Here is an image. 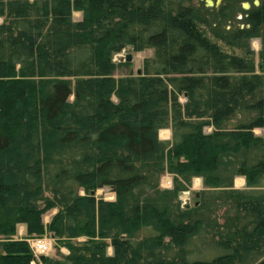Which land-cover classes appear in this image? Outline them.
I'll list each match as a JSON object with an SVG mask.
<instances>
[{
    "label": "trees",
    "instance_id": "obj_1",
    "mask_svg": "<svg viewBox=\"0 0 264 264\" xmlns=\"http://www.w3.org/2000/svg\"><path fill=\"white\" fill-rule=\"evenodd\" d=\"M228 19L194 0H0V264H264V47L258 72L221 49L249 44ZM127 47L154 53L117 75ZM20 224L69 253L32 263Z\"/></svg>",
    "mask_w": 264,
    "mask_h": 264
},
{
    "label": "rangeland",
    "instance_id": "obj_2",
    "mask_svg": "<svg viewBox=\"0 0 264 264\" xmlns=\"http://www.w3.org/2000/svg\"><path fill=\"white\" fill-rule=\"evenodd\" d=\"M216 1V0H214ZM194 3L196 5H200L201 3H204L206 6H210V7H214L215 5L209 2H207V0H194ZM74 17L76 19H79L82 17V13L80 11H75L74 12ZM238 24V23H237ZM236 24H233V27H235ZM210 31V29H209ZM206 32V31H205ZM220 33L223 35V31H220ZM208 37H210L211 40L216 41L215 36L210 32H208ZM215 34V31H214ZM218 43L221 47V49H223L225 52L228 53H233L236 54L238 56L243 57L244 59L248 60V61H252L255 63L256 65V70L258 71H262L261 69V63H262V48L264 47V43H249L246 45V47L242 46L240 47L239 45H226L225 41H223L222 39H218ZM133 52L134 54V58L133 61L129 62V65H122L121 69L118 71L117 75H123V74H127L130 71H134L135 73H137L139 68L143 67V62L145 60V58L147 57H151L153 56L154 50L153 49H146L143 51H135L133 50L132 47L130 48H125L123 51L119 52L120 54L126 55L128 52ZM116 60H119L117 58H115ZM122 61V60H121ZM127 61V60H123ZM182 101H185V97L181 98ZM207 131H210L212 129V127H206L205 128ZM255 132L257 134H263L264 130L261 127H257L255 128ZM160 136L163 139H172V130L171 128H165L162 129L160 131ZM174 179H175V174L171 171H165L161 177H160V184L163 188H172L174 185ZM243 179V180H242ZM235 185L236 187H240V188H246V177L239 175L236 177L235 179ZM205 188L204 186V182H203V178L200 176H195L192 178L191 183H189L187 185V188H185L184 190H182L180 192V199L182 201V206L185 207V203H187V201L190 202L191 206H195L196 205V201H200L201 197L200 195L197 196V192H201L203 189ZM97 195L98 196H103L108 200H112V199H116L117 193L116 191L112 188V187H101L99 189H97ZM188 199V200H187ZM58 207L54 208L53 210L48 211L45 215H44V220L46 222V225L49 224V222L51 221L52 217L54 214L57 213L58 211ZM24 225L20 224L18 226V231H17V238H26L30 244V240L35 238V237H48L51 240V248L49 250V252L46 254V256H62L63 254L69 253V249L64 246L62 244V240H59L57 237L54 236V234L49 230V227L46 228L45 232L43 234H27L26 228L23 229ZM85 237H81L79 238V240H84ZM31 247V245H30ZM109 252H113V248L109 247Z\"/></svg>",
    "mask_w": 264,
    "mask_h": 264
},
{
    "label": "flooded vegetation",
    "instance_id": "obj_3",
    "mask_svg": "<svg viewBox=\"0 0 264 264\" xmlns=\"http://www.w3.org/2000/svg\"><path fill=\"white\" fill-rule=\"evenodd\" d=\"M218 1V2H216ZM214 5L222 15L229 17L227 28H232V23L236 22L240 28L247 29L244 33L246 43H264V18L257 26L254 27L252 18L258 8L263 10L264 0H216ZM245 2H249L246 7Z\"/></svg>",
    "mask_w": 264,
    "mask_h": 264
},
{
    "label": "built area",
    "instance_id": "obj_4",
    "mask_svg": "<svg viewBox=\"0 0 264 264\" xmlns=\"http://www.w3.org/2000/svg\"><path fill=\"white\" fill-rule=\"evenodd\" d=\"M31 249L34 253V258L32 260V263L36 261V259H39L41 255H45L49 252L52 244L51 240L48 237H35L30 240Z\"/></svg>",
    "mask_w": 264,
    "mask_h": 264
},
{
    "label": "water",
    "instance_id": "obj_5",
    "mask_svg": "<svg viewBox=\"0 0 264 264\" xmlns=\"http://www.w3.org/2000/svg\"><path fill=\"white\" fill-rule=\"evenodd\" d=\"M207 2H209V3H211V5L212 4H214L215 3V1L214 0H207ZM216 2H218V1H216ZM256 2L257 3H259V0H256ZM249 5V2H245V6L247 7ZM127 48H130V47H127ZM115 58H117V59H119L120 61L122 60H127L128 62H130V61H133V58H134V54H133V52H128L126 55H123V54H120V53H117L116 55H115ZM142 71V68H139L138 69V72L140 73ZM200 195V192H197V196H199ZM188 200V199H187ZM199 202L200 201H196V204H199ZM186 208H189L190 206H191V204H190V202L189 201H187V203H185V205H184Z\"/></svg>",
    "mask_w": 264,
    "mask_h": 264
},
{
    "label": "crops",
    "instance_id": "obj_6",
    "mask_svg": "<svg viewBox=\"0 0 264 264\" xmlns=\"http://www.w3.org/2000/svg\"><path fill=\"white\" fill-rule=\"evenodd\" d=\"M23 225H24V224H23ZM22 228L25 229V228H26V225H24Z\"/></svg>",
    "mask_w": 264,
    "mask_h": 264
},
{
    "label": "bare ground",
    "instance_id": "obj_7",
    "mask_svg": "<svg viewBox=\"0 0 264 264\" xmlns=\"http://www.w3.org/2000/svg\"><path fill=\"white\" fill-rule=\"evenodd\" d=\"M243 180V179H242Z\"/></svg>",
    "mask_w": 264,
    "mask_h": 264
}]
</instances>
